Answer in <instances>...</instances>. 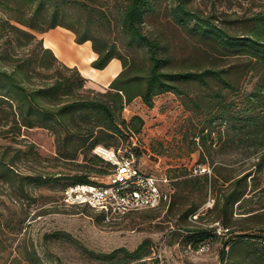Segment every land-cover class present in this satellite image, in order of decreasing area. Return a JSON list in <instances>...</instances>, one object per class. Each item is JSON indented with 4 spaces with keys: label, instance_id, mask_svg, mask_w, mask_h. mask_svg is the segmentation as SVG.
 I'll return each mask as SVG.
<instances>
[{
    "label": "trees",
    "instance_id": "16d2710c",
    "mask_svg": "<svg viewBox=\"0 0 264 264\" xmlns=\"http://www.w3.org/2000/svg\"><path fill=\"white\" fill-rule=\"evenodd\" d=\"M157 5V0H0L2 11L11 14L0 20L4 30L0 38L5 36L0 46V122L10 124L1 133L17 138L23 128L41 127L54 134L56 157L77 169L67 172L70 180L63 198L69 185L96 183L97 177L111 172L112 163L93 151L96 145L114 147L139 160L141 150L134 147L133 138L142 132L145 118L138 113L127 117L125 113L134 99L141 98L153 107L159 94L172 91L186 96V109L209 114L207 125L200 130L202 143L210 142L209 155L213 154L216 125L226 147L253 148L257 159L238 172L222 173L219 167L224 165L217 167L213 156L208 160L204 151L194 168L199 163L209 164L212 172L178 167L172 175L166 169L171 177L169 201L174 184L188 187L199 181L201 191L209 186L221 191L209 210L216 212L212 220L222 224L223 235L214 225L191 227L186 218L179 227L187 232V243L195 247L209 237H221V264H264V205H249L252 193L260 186L257 173L264 171V10L246 17V24L237 32L215 15L192 9L187 0L172 2L168 14L175 24L239 60L232 67L178 68L170 41L162 33L145 28ZM58 26L71 30L79 44L91 41L97 54L91 62L93 68L103 69L112 59L120 60V71L105 88L88 87L89 77L80 67L67 64L38 36ZM241 76L252 82L250 88L239 85ZM192 83L201 88L195 95L187 88ZM224 122L229 125L222 131ZM17 156L7 150L0 154V177L7 180L14 174L23 185L35 186L53 180L56 173H20ZM80 156L86 163L78 161ZM199 207L200 203L193 202L183 216L196 213ZM238 207L244 209L237 213ZM120 253L122 264H139L134 261L152 250L145 239L133 250L120 246L106 256L114 258ZM26 259L31 264H46L33 246L27 249Z\"/></svg>",
    "mask_w": 264,
    "mask_h": 264
},
{
    "label": "rangeland",
    "instance_id": "374dc122",
    "mask_svg": "<svg viewBox=\"0 0 264 264\" xmlns=\"http://www.w3.org/2000/svg\"><path fill=\"white\" fill-rule=\"evenodd\" d=\"M157 1V11L147 17L145 28L149 32L162 33L170 41L176 67H232L234 63H239L238 58L233 54H223L212 41L202 39L175 24L168 14L170 5L175 0ZM187 1L192 9L204 15H215L221 23L237 32L246 24V17L264 10V0ZM10 15V12L2 11L0 7L1 21L10 18ZM2 23L0 22V34L4 32L1 29ZM65 30L64 27H56L38 33V36L48 42L49 34L56 35L55 32ZM4 39L5 36L0 38V46ZM20 52L23 51L20 49ZM57 55L62 59V56L58 53ZM93 59H90L89 65L83 62L77 64L85 75L93 70ZM63 60L70 63L67 59ZM236 69L237 67L232 69L235 71V78L239 75ZM104 75L105 72H102L100 77L103 78ZM87 77L88 87L105 88H101L90 75ZM251 83L244 76L239 78V85L250 88ZM187 88L191 95L197 94L201 89L196 83L187 85ZM186 99V96L168 91L155 97L153 107L147 106L141 98L134 99L129 105L125 112L127 117L138 113L145 118L142 132L133 138L134 147L141 150L139 163L143 168L158 173L168 169L172 175L178 167L186 168L190 172V169H194V164L202 159L204 151L208 160L211 161L213 156L217 167L224 165L219 167L222 173L238 172L257 159L253 148L244 150L226 147L221 139L220 128L216 125L211 142L213 154L209 155L210 142L202 143L200 137V130L207 125L209 114L202 110L186 109ZM3 123L5 122H0V154L7 150L9 155H18L17 169L22 174H56L53 180L41 186L23 185L19 176L14 174L7 180L0 177V264H31L26 256L27 249L32 246L46 264H122L121 253L114 258L106 256V253L120 246L133 250L145 239L149 240L152 253L134 261L139 264H221V237H209L195 247L187 243V232L179 227V222L186 218V224L191 227L214 225L217 229L220 228L222 224L212 220L216 212L209 210L221 196L220 188L209 186L201 191L199 181L188 187L175 185L173 182L174 192L167 204L107 218L101 211L89 205L67 204L63 200V190L70 180L67 172L77 169L76 165L56 157L55 138L50 130L41 127L23 128L21 135L10 138L1 133L3 128L10 125ZM228 125L229 123L224 122L222 131ZM158 156H161V160ZM78 161L86 163L82 156ZM221 182L219 180L218 184ZM256 182L260 186L252 193V202L249 205H264V171L257 173ZM193 202L200 203L196 213H201L202 216L199 214V218H196L195 213L183 216ZM243 209L238 207L236 211L238 213ZM223 232L222 227L220 235ZM155 257L159 260L155 261ZM142 260L144 262H140Z\"/></svg>",
    "mask_w": 264,
    "mask_h": 264
},
{
    "label": "built area",
    "instance_id": "2783aa9c",
    "mask_svg": "<svg viewBox=\"0 0 264 264\" xmlns=\"http://www.w3.org/2000/svg\"><path fill=\"white\" fill-rule=\"evenodd\" d=\"M93 151L112 163L111 172L96 183L69 185L64 191L65 203L89 205L110 218L132 210L156 207L162 201L170 199L171 177L166 169L159 173L147 170L134 155H126L122 150L103 144L96 145ZM158 159L161 160V156ZM194 171L212 172V167L199 163ZM194 216L197 218L198 214L195 213ZM221 229L222 226L217 231L221 232Z\"/></svg>",
    "mask_w": 264,
    "mask_h": 264
},
{
    "label": "crops",
    "instance_id": "0c3cea01",
    "mask_svg": "<svg viewBox=\"0 0 264 264\" xmlns=\"http://www.w3.org/2000/svg\"><path fill=\"white\" fill-rule=\"evenodd\" d=\"M55 33L57 34L56 35L49 34L48 42H45V45L50 46L54 50H56L57 53L60 56H62V60L63 58L67 59L70 62L67 64L77 65L83 62V63H88L89 65L90 59L95 58L97 56L96 52L92 48V45H90L91 41H86L81 44L77 43L76 41L73 40L75 39V34L71 30L66 29L65 31H61V32L57 31ZM75 52H78L79 57L77 56L78 54H75ZM121 66L122 65L120 60L114 58L105 68L99 70L92 68L93 70L88 71V74L98 82L101 88H103L106 87L111 81V79L120 71ZM102 72H105L103 78L100 77V74Z\"/></svg>",
    "mask_w": 264,
    "mask_h": 264
}]
</instances>
